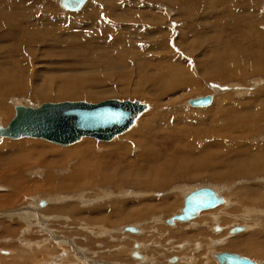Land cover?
<instances>
[{
  "label": "rangeland",
  "instance_id": "rangeland-1",
  "mask_svg": "<svg viewBox=\"0 0 264 264\" xmlns=\"http://www.w3.org/2000/svg\"><path fill=\"white\" fill-rule=\"evenodd\" d=\"M248 26L261 30L260 45L256 38L250 42L251 34L255 33L247 34ZM263 57L264 0H188L187 3L180 0H86L78 12L64 11L58 6V0H0V108H7L5 118L0 114L1 128L13 118L14 105L34 108L42 103L84 101L96 104L117 99L136 100L147 106L128 131L109 141L84 137L72 145L60 146L43 139L0 137V188L5 191H0V196L15 194L17 202L12 203L17 208L3 209L4 212L0 209V264H73V258L78 259V264H186L185 260H192L190 257L195 259V264L206 261L212 264L213 257L210 256L216 252L234 253L246 256L256 264H264V190H260L264 188V171L260 170L264 165V142L259 138L264 135ZM214 69L220 73L217 77L211 76L212 79L208 73ZM220 74L224 75L221 77ZM88 92L91 96H84ZM44 93L47 94L45 98L42 97ZM200 96H211V106L188 107L189 99ZM250 105H254L253 108L250 109ZM240 109L239 116L223 117L224 113ZM177 131L183 133L179 138H175L177 134H170ZM161 135H165L163 141L167 146L159 153V160L170 157L171 163L173 157L183 158L184 165L173 167L174 172L182 177L192 174L196 178L173 180L157 190L122 184L118 188L94 185L88 190L86 187L74 189V192L55 190L49 197L45 196L44 192L48 191L45 175L50 172L56 180H64L75 172L79 161L75 156L59 159L58 150L67 151V147L84 142L88 147L92 146L93 151L82 154L86 156L93 152L99 164H129L126 161L136 164L142 155L137 142L150 145V150L146 151L155 154L154 151L159 152L156 141ZM115 143L127 144V159L118 160L109 155ZM177 144L185 146L180 148ZM18 145L23 147L16 151L14 146ZM45 145H51L50 149L42 150ZM204 151L214 154L212 164L215 167L211 165L212 172L201 174L197 170L200 167L193 168L192 158L188 155L195 157ZM21 155L25 157L22 159ZM199 155L201 163L203 154ZM238 156H241L240 162ZM39 157L46 164L37 163ZM139 164L136 171L145 173L146 170L152 176L149 164ZM95 165L98 164L92 167ZM89 168L94 175L96 169ZM158 168L162 169V162ZM249 168L255 172L245 173L251 171ZM214 173L220 174H217L218 181L211 179L210 174ZM9 181L21 183V187L14 188ZM205 185L223 188L219 193L229 204L200 213L196 219L206 223L202 221L197 228L185 225L188 222L167 224L169 228H166L162 221L172 214L164 215L162 219L160 211L138 219L131 216L142 205L162 204L166 198L182 195L180 191L188 192L187 188ZM245 198L255 201L247 204ZM37 199H52L40 206L47 209L58 204L65 213L59 214L67 215V218L46 215L48 221L33 219L28 222L19 218L18 210L33 205ZM122 204L124 208L116 209ZM70 206L76 208L77 216L67 214ZM41 207H33L25 216L42 215L44 208ZM100 208L105 210L98 214ZM181 208L182 201L174 213ZM162 211L166 212L165 209ZM117 212L122 214L117 215ZM128 213H133L129 216L132 220L124 219ZM212 217L217 222H213ZM70 218L75 222L72 223ZM208 219L212 222H207ZM231 220L237 225H231ZM218 222L221 225L215 224ZM129 226H136L138 232L124 231ZM232 226L243 229L247 226V230L230 234L227 231ZM47 229L53 232L44 233ZM174 233L179 234L175 237ZM38 242L47 245L48 253H34ZM208 251L210 258L204 261L206 257L202 256ZM133 252L140 258L133 257ZM52 258L54 260L50 262ZM171 258L174 262H169Z\"/></svg>",
  "mask_w": 264,
  "mask_h": 264
},
{
  "label": "bare ground",
  "instance_id": "bare-ground-1",
  "mask_svg": "<svg viewBox=\"0 0 264 264\" xmlns=\"http://www.w3.org/2000/svg\"><path fill=\"white\" fill-rule=\"evenodd\" d=\"M187 1L188 0H180V2L181 3H183V2H185V3H187ZM61 2H62V0H58V6H60L61 7V9H63L64 11H67V12H78V11H80V10H82V8L84 7V5H85V3L82 5V7L81 8H79V9H77V10H67V9H65V8H63L62 7V5H61ZM85 2H86V0H85ZM228 3V2H227ZM195 7V6H194ZM187 14V13H186ZM191 15V14H190ZM233 16V15H232ZM233 18V17H232ZM216 19V18H215ZM223 19V17H221V20ZM217 20V19H216ZM220 19H219V17H218V21H219ZM253 23V22H252ZM251 26V25H250ZM257 27V26H256ZM247 28H249V26L247 27ZM246 27H245V29H247ZM260 28V27H259ZM16 29V28H15ZM254 29H258V28H254ZM248 31H247V34H249L250 32H252V31H254V35L253 34H251V38H250V35H248V38L247 39H249L250 40V42H251V40H252V38H256V40H258V43L257 44H259L260 45V42H259V40L261 39V35H259V33L261 32V30L259 31V30H253L252 28H249V29H247ZM246 31V30H245ZM256 33H258V34H256ZM12 36V35H11ZM23 37V36H22ZM256 43V42H255ZM244 52V51H243ZM242 52V53H243ZM254 52V51H253ZM257 54V53H256ZM260 54V53H259ZM242 55H245V54H242ZM243 57V56H242ZM247 57V56H246ZM248 58V57H247ZM261 58V57H260ZM264 58V57H263ZM250 59V58H249ZM261 61H262V59H260ZM258 61V60H257ZM257 61H256V63H257ZM264 61V60H263ZM262 61V62H263ZM254 62H255V60H254ZM216 63V62H215ZM223 63V62H222ZM264 63V62H263ZM219 64V63H218ZM216 67V66H215ZM227 67V66H226ZM219 68V67H218ZM209 69V68H208ZM222 68H220V70H221ZM226 69V68H225ZM210 71V70H209ZM214 71V72H213ZM211 70L209 73H208V75L211 77H217L218 76V74L220 73L217 69H214V70ZM219 72V73H218ZM258 72V71H257ZM221 75V74H220ZM220 75H219V77H220ZM224 75V74H223ZM223 75H221V77L223 76ZM228 75V74H227ZM237 76V75H236ZM206 77V76H205ZM209 77V78H210ZM211 77V78H212ZM218 77V78H219ZM206 78H208V77H206ZM224 78V77H223ZM222 78V79H223ZM243 78V77H242ZM213 79V78H212ZM216 79V78H215ZM225 80H226V78H225ZM190 82V81H189ZM71 85V84H70ZM79 86V85H78ZM185 86V85H184ZM77 87V86H76ZM80 88H81V86H79ZM78 87V89H80ZM73 88V87H72ZM71 88V89H72ZM171 88V87H170ZM173 89V88H172ZM178 89V88H177ZM65 90V89H64ZM241 90V89H240ZM235 91V90H234ZM72 92V91H71ZM84 92V91H83ZM45 95H42V97H47V94L46 93H44ZM84 96H86V97H89V96H91V93H84ZM49 97V96H48ZM205 98V97H207V96H200V98ZM210 97V104L209 105H207V106H201L200 108H204V107H209V106H211V102H213L212 101V97L211 96H209ZM259 97V96H258ZM199 97H196V98H192V99H189V100H197ZM208 98V97H207ZM111 100H115V99H110V100H105V101H102V102H99V103H96V104H91V103H87V102H84V101H76V102H70V101H64V102H66V103H72V104H74V103H77V104H85V107L87 106V105H91V106H94V107H100L102 104H104V103H106V102H109V101H111ZM189 100L187 101V104H188V107L190 106V107H194V106H192V105H190L189 104ZM118 101H121V102H124V103H127V102H130V103H134V101H129V100H118ZM58 103H63V102H58ZM53 104H57V103H53ZM108 104V103H107ZM254 104V103H253ZM257 104V103H256ZM255 104V105H256ZM15 106V105H14ZM18 106V105H17ZM142 106H145V110L147 109V106H146V104H143ZM142 106H141V109H143L142 108ZM246 106L247 105H244V108H246ZM254 106V105H253ZM253 106H248L250 109L251 108H253ZM257 106H259V105H257ZM4 106H2V108H0V114L1 115H3V118H5L6 117V111H7V108L5 107V108H3ZM150 107V106H149ZM242 108V107H241ZM53 109L57 112V114H59V112H58V108L56 107V106H53ZM261 109V108H260ZM10 110V109H9ZM145 110L143 111V112H141L140 114H139V116H141L144 112H145ZM242 109H240L239 111H233V112H231V113H227V114H225L224 113V115H223V117L224 118H227V117H233V116H239V114L242 112L241 111ZM250 111V110H249ZM254 111V110H253ZM251 112V111H250ZM252 113V112H251ZM138 114H137V116L134 118V120L132 121V124H131V126L129 127V128H126V131H128L133 125H134V123L136 122V120H138L139 119V117H138ZM247 114V113H246ZM260 114V113H259ZM264 114V113H263ZM257 116V115H256ZM251 117H253V116H251ZM264 117V116H263ZM235 119H236V117H234ZM2 119V118H1ZM0 119V120H1ZM248 119H250V118H248ZM60 120H62L61 119V114H59L56 118H53L51 121H49V122H47L46 124L47 125H52V127L53 128H56L58 131H59V133H61V134H64V132H67V130H64V129H62V127H68V125L70 126V124L68 123V125H67V122L66 121H60ZM256 120V119H255ZM211 122H212V120H211ZM210 122V123H211ZM214 122V121H213ZM250 122V121H249ZM57 123V124H56ZM237 123V122H236ZM239 123V122H238ZM241 123V122H240ZM55 124H56V127H55ZM233 124H235V123H233ZM242 124H244L243 122H242ZM237 125V124H236ZM245 125H249V124H245ZM253 125H254V123H253ZM178 126V125H177ZM226 127H227V124L225 125ZM224 126V127H225ZM250 126V125H249ZM1 127V126H0ZM97 128H99L98 126H96ZM232 127V126H231ZM153 129V128H152ZM160 129H161V127H160ZM164 129V128H163ZM178 130H179V128H177ZM247 129H248V127H247ZM251 129H253V128H251ZM258 129V128H257ZM125 130V129H124ZM150 130V129H149ZM157 131L159 130L158 128L156 129ZM155 130V131H156ZM46 131H50L49 130V128L46 130ZM126 131H124V132H126ZM175 131V130H174ZM257 131V130H256ZM54 132V131H53ZM103 132H105V131H98L96 134V136H98V137H100V138H102L101 137V135H99L100 133H103ZM123 132V133H124ZM146 132V131H145ZM148 132V131H147ZM252 132H254V130H252L251 131V133ZM106 133V132H105ZM160 133H161V130H160ZM122 134V133H121ZM132 134V133H131ZM147 134V133H146ZM149 134H151V131H150V133ZM152 134H154V133H152ZM156 134V133H155ZM170 134H173V135H175V134H177V137H175V138H179V137H181L182 136V132H180V131H177V132H173V133H170ZM253 134V133H252ZM65 135V134H64ZM120 135V134H119ZM157 135V134H156ZM114 136H117V135H114ZM114 136H112L110 139H108V140H99V141H109V140H111ZM126 136H129V135H126ZM132 136V135H131ZM152 136H154V135H152ZM163 136H165V135H161L160 136V138H159V140L158 141H156V143H158L159 145H158V151L159 152H156V151H154V153L155 154H153V152L152 153H148L146 150H150V145H148V144H146V145H141V143L138 141L137 143L139 144V146H140V148H141V150H142V155L140 156V158H138V160H137V162H136V164H134L133 162L131 163V161H126L127 163H129V164H127V165H120V164H118V165H114V164H104V163H101V164H99V162H98V160H96L95 159V157H94V155H93V152H92V154L91 155H86V156H84L83 154H82V152L83 151H89V150H91V151H93L92 149H93V147L91 146V147H88L89 145L86 143V144H84V142H79L78 144H76V145H74V146H70L69 148L67 147L66 148V150L67 151H59L58 150V153H56V155L59 157V159H63V158H71V157H73V156H75V157H78V163H80L79 165H80V167H77L78 166V163H77V168L75 167V172L74 173H72L70 176H68V177H66L64 180H62V179H59L58 178V180H56V177H54L53 175H51V173L50 172H48L46 175H45V188L46 189H48V191L47 192H44V194H45V196H47V197H49V194L50 193H52L53 191H55V190H59V191H71V190H73V192H74V189L75 190H77V189H84L85 187H86V189L87 188H91V187H93L94 185L96 186V185H100V186H103V185H105V186H113V187H117V186H119V185H121L122 184V186L123 185H128V186H132V187H136V188H140V187H144V188H146V189H153V190H157V189H160V188H162L166 183H169V182H172L173 180H178V179H184V178H186V180L187 179H191V178H196V176H194V177H192V174H191V176H188V175H185L184 177H182L180 174H178V173H176V172H174V168L173 167H175V166H183L184 165V160H182L183 158H177V157H173L172 159H171V163H170V157H168V159L167 160H165V159H163L162 161H160L159 160V158L161 157V154H159V153H162V151H163V149L164 148H166V146H167V143H165L164 141H163V139H164V137ZM133 137V136H132ZM207 137V136H206ZM259 137V136H258ZM3 138V137H2ZM24 138H27V137H24ZM84 138V137H83ZM92 138V137H91ZM124 138V137H123ZM147 138V137H146ZM148 138H150V137H148ZM168 138V137H167ZM183 139H184V136L182 137ZM222 138V137H221ZM260 139L261 138H263V139H261V142H264V135H262V137H259ZM38 139H41V138H38ZM94 139H96V140H98L97 138H94ZM140 139V138H139ZM143 139V138H142ZM158 139V138H157ZM171 139V138H170ZM173 139V138H172ZM223 139V138H222ZM222 139H221V141H222ZM82 140H84V139H82ZM123 140V139H122ZM136 140V139H135ZM145 140V139H144ZM182 140V139H181ZM45 141H47V140H45ZM142 141V140H141ZM145 141H147V140H145ZM150 141V140H149ZM174 141V140H173ZM178 141H180V140H178ZM177 141V142H178ZM183 141V140H182ZM28 142V141H27ZM33 142H38V140L37 141H33ZM41 142V141H40ZM49 142V141H48ZM78 142V141H77ZM134 142H136V141H134ZM148 142V141H147ZM164 142V143H163ZM168 142V141H167ZM176 142V143H177ZM51 143H53V142H51ZM76 143V142H75ZM171 143V142H170ZM170 143H168V146L170 145ZM25 144V143H24ZM34 144V143H33ZM42 144H44V143H42ZM54 144H56V143H54ZM72 144H74V143H72ZM72 144H68V145H72ZM144 144V143H143ZM172 144H174V143H172ZM207 144V143H206ZM211 144V143H210ZM35 145V144H34ZM39 145V144H38ZM58 145V144H57ZM68 145H60V146H68ZM115 145H122V147H120V146H115ZM125 144H123V143H115V144H113V146H112V148H110V150H112V152L110 151L109 152V155L111 154L112 156H114V158H115V156H116V158L118 159V160H125V159H127L126 158V155L128 154V150H129V147H127V144H126V146H124ZM164 145V146H163ZM176 145V144H175ZM177 145H179V144H177ZM50 146L51 145H45V146H43L42 147V150H43V148H46V149H50ZM161 146V147H160ZM180 146V148L183 146H181V145H179ZM185 146V145H184ZM183 146V147H184ZM210 146V145H209ZM23 147V145H18V146H14V148H16L15 150L17 151V150H20L21 148ZM136 147H138L137 146V144H136ZM177 147V146H176ZM134 148H135V146H134ZM153 148V147H152ZM161 148H162V150H161ZM168 148V147H167ZM169 148H171V147H169ZM210 148V147H209ZM213 148V147H212ZM128 149V150H127ZM131 149V148H130ZM173 149H174V147H173ZM241 149V148H240ZM153 150H155L154 148H153ZM167 150V149H166ZM177 150V149H176ZM264 150V149H263ZM50 151V150H49ZM165 151V150H164ZM21 152H22V150H21ZM51 153H54V151H51ZM165 153V152H164ZM247 153V152H246ZM33 154V153H32ZM55 154V153H54ZM119 154H122L121 156H119ZM201 154H203V155H201ZM245 154V153H244ZM243 154V155H244ZM109 155H107V156H109ZM160 155V157L158 158V156ZM164 155V154H163ZM198 153H197V155L194 157V156H192V155H188V157L189 158H192L191 159V161H193V164H192V166H193V168L195 169V168H199L200 167V169H197L198 171H201V174H205V173H208V172H210L211 171V165H212V167L214 168L215 166H214V164H212V163H214V160H213V157H214V154H212L211 152H207V151H204L203 153L201 152L200 153V155H201V157L203 158V161L200 163V159H199V157H198ZM199 155V156H200ZM238 155H240V154H238ZM242 155V154H241ZM242 155V156H243ZM257 155V154H256ZM28 156V155H27ZM106 156V155H105ZM106 156V157H107ZM139 156V155H138ZM249 156V155H248ZM259 156V155H258ZM25 156L24 155H21L20 156V158H24ZM239 157V156H238ZM241 157V156H240ZM240 157L238 158L239 159V162H240ZM264 157V156H263ZM110 158V157H109ZM156 158H158V160L156 159ZM164 158V157H163ZM248 158V157H247ZM256 158H258V157H256ZM112 159H113V157H112ZM162 159V158H161ZM184 159H185V157H184ZM243 159H245V158H243ZM261 159V158H260ZM96 160V161H95ZM103 160V159H102ZM105 160V159H104ZM108 160V159H107ZM187 160V159H186ZM17 161V160H16ZM93 161H94V163H93ZM143 163V164H149L148 166L150 167L151 166V173H152V176L150 175V174H148V171H146L145 170V173H144V171L143 172H139V171H136V169H135V167L137 166V165H140L139 163H141V162ZM242 161H244V160H242ZM241 161V162H242ZM247 161H249V160H247ZM247 161H246V163H247ZM160 162H162V169H160V168H158L159 167V164H160ZM222 162V161H221ZM238 162V161H237ZM12 163V162H11ZM37 163H41V164H46V162L41 158V157H39V159H38V162ZM95 163H97L98 165H95V166H93L92 167V165H94ZM119 163V162H118ZM120 163H121V161H120ZM228 163V162H227ZM243 163H245V162H243ZM245 163V164H246ZM257 163V162H256ZM230 164H231V161H230ZM232 164L234 165V163L232 162ZM22 165V164H21ZM186 165V164H185ZM225 165H228V164H226L225 163ZM225 165H223V166H225ZM19 166V165H18ZM88 166H91V168H93L94 170L96 169V171H93L94 172V175L92 174V173H90L89 171H88ZM228 166H230V165H228ZM248 166H250V163L248 164ZM95 167V168H94ZM119 167H123L122 169H120ZM208 167V168H207ZM233 167V166H232ZM242 167H243V165H242ZM91 168H89V169H91ZM146 168V167H145ZM189 168V167H188ZM235 168V167H234ZM238 168V167H237ZM237 168H235V169H237ZM251 168V167H250ZM249 168V169H250ZM103 169L105 170V171H110V169H111V171L109 172V173H106L105 174V171H104V173L102 172L103 171ZM141 169H142V167H141ZM191 169V168H190ZM228 169V168H227ZM232 169V168H231ZM239 169V168H238ZM243 169V168H242ZM255 169V168H254ZM18 169H16V171H17ZM49 170V169H48ZM224 170H226V167L224 168ZM251 170V169H250ZM260 170L261 171H264V165L260 168ZM11 171V170H10ZM12 171H15V170H12ZM19 171H20V169H19ZM184 171V170H183ZM228 171V170H227ZM226 171V172H227ZM229 171H231V170H229ZM232 171H234V169L232 170ZM254 171V170H253ZM252 170L251 171H246L245 173H249V175H250V173H252L253 172ZM180 172V171H179ZM202 172H205V173H202ZM212 172V171H211ZM224 172V171H223ZM234 172H236V170L234 171ZM241 172V171H240ZM243 172V171H242ZM255 172V171H254ZM253 172V173H254ZM101 173H103V174H101ZM189 173V172H188ZM191 173V172H190ZM193 173V172H192ZM199 172H195V174H198ZM222 173V172H221ZM233 173V172H232ZM245 173H243V174H245ZM13 174V173H12ZM194 174V173H193ZM200 174V173H199ZM215 175H216V177H215V175H213V174H210V177H211V179L212 180H214V181H218L217 180V177H218V175H220L219 173H214ZM228 174H229V172H228ZM208 175V174H207ZM206 175V176H207ZM231 175H229V177H230ZM233 176V175H232ZM232 176H231V178H232ZM248 176V175H247ZM209 177V178H210ZM249 177V176H248ZM247 177V178H248ZM13 178V177H12ZM19 178V177H18ZM226 178V177H225ZM231 178H228V179H231ZM224 179V178H223ZM233 179H235L234 178V176H233ZM73 180V181H72ZM115 180V181H114ZM12 181H13V179H12ZM117 181V182H116ZM223 181V180H222ZM235 181V180H234ZM8 182V181H7ZM10 182V181H9ZM263 182V181H262ZM10 183H12V182H10ZM9 183V184H10ZM43 183V182H42ZM24 184V183H23ZM224 184V183H223ZM226 184V183H225ZM12 185H13V187L15 188V186L18 188V187H21V183H17V182H13L12 183ZM11 186V185H10ZM215 186V185H214ZM219 186V185H218ZM222 186V185H221ZM223 186H225V185H223ZM183 187H184V185H183ZM182 187V188H183ZM220 187V186H219ZM118 188V187H117ZM173 188H174V186H173ZM182 188H180L179 190H181ZM186 188V187H185ZM193 188V187H192ZM202 188H210L211 190H213V192L215 193V199H216V205L214 206V207H212V208H210V209H205V210H202V211H200L194 218H192V219H190V220H187V221H178V220H171V218L173 217V216H176V215H178V214H180V212H181V210H182V208H183V204H184V198L188 195V194H190L191 192H195L196 190H198V189H202ZM217 188V189H216ZM257 189H258V187H256ZM4 189V188H3ZM2 188H0V191H4ZM221 189H223V188H221ZM220 188L218 189V187H210V186H201V187H195L194 189H191V190H188V188H187V190L186 191H188V192H182V191H180V193L182 194V195H174V196H171V197H169V198H166L164 201H163V203L161 204V203H158V204H156L155 206H148V205H142L141 207H140V209H138L137 211H134L133 213H128V217H124V219H126V220H132V218L131 217H129L131 214H133V215H131V216H133V217H135L134 219H138V218H142V217H144V216H146V215H148V214H151L152 212H155V211H160L161 213H162V219H163V217H165L164 215H171L169 218H166V220H163L162 221V224H164L165 225V227L166 228H169L168 226H167V224L168 225H174V224H177V222H179V223H186V222H188V224H185V225H189V226H191V228H197L198 226H199V224L202 222V221H204V220H202V221H200L199 220V218L198 219H196V217L200 214V213H202V212H204V211H208V210H211V209H216V208H220V207H222V208H224V206H228V199L226 200V197L224 198L223 197V195H220V193H222V191H220L221 190ZM88 190V189H87ZM171 190H174V189H171ZM227 190V189H226ZM260 190H264V188L263 189H260ZM183 191H184V189H183ZM245 191V190H244ZM246 191H248V190H246ZM5 192V191H4ZM129 192V191H128ZM174 192V191H173ZM176 192V191H175ZM220 192V193H219ZM238 192V191H237ZM177 193H178V189H177ZM219 193V194H218ZM53 194V193H52ZM55 194V193H54ZM57 194V193H56ZM86 194V193H85ZM106 194V193H105ZM135 194V193H134ZM226 194V193H225ZM234 194V193H233ZM236 194V193H235ZM234 194V195H235ZM109 195V194H108ZM233 195V196H234ZM19 196V195H18ZM60 196H61V194H60ZM76 196V195H75ZM90 196V195H89ZM181 196H183V200H181ZM1 198H0V209L3 211V209H11V208H15L16 206H12V203H14L15 202V194L14 195H10V196H0ZM20 197V196H19ZM72 197V196H71ZM77 197V196H76ZM237 197V196H236ZM44 198H46V197H44ZM73 198V197H72ZM56 199H58V197L56 198ZM65 199V198H64ZM232 199H234V198H232ZM245 199H248V200H245ZM244 200H245V203H253V201H255V199L253 200V198H245ZM241 200V199H240ZM244 200H242V201H244ZM264 200V199H263ZM262 200V201H263ZM37 201V202H36ZM52 201V199H49V201H45V200H39V199H37V200H35V202L33 201V205L32 204H30L27 208H25V207H23V208H20L19 210H18V212H17V215L19 216V218H22L24 221H26V222H28V221H30V220H33V219H40L39 221H41L42 219H47V221H48V219L49 218H47V217H45L46 215H49V216H51V215H53L54 216V218H55V215L56 216H58V217H64V218H67L66 216H61V214H59V213H62V214H65L63 211L64 210H61L60 209V206L57 204V207L56 206H52V207H50V208H47V209H45L44 207H41L40 205H41V203H43V204H47V203H49V202H51ZM72 201V200H71ZM74 201V200H73ZM72 201V202H73ZM180 201H182V208L180 209V211L179 212H177V213H174V211H176V210H179V209H177L178 208V205H180ZM68 202V201H67ZM17 202H15L14 204H16ZM27 203V202H26ZM64 203V202H63ZM71 203V202H70ZM235 203V202H234ZM237 203H239V202H237ZM263 204H264V202H262ZM11 204V205H10ZM61 204V203H60ZM72 204V203H71ZM77 204V203H76ZM256 204V203H255ZM258 204H260V202L258 203ZM6 207H5V206ZM75 205V204H74ZM234 205V204H233ZM4 206V207H3ZM114 206H115V204H114ZM127 206V205H126ZM219 206V207H218ZM259 206V205H258ZM8 207H10V208H8ZM33 207L35 208V207H41V208H44V209H41V214L42 215H38V214H33V215H31V214H29V215H31V216H29V215H26L25 216V213H28V211H30L31 212V210L33 209ZM59 207V208H58ZM117 207V206H116ZM125 207V205H119L118 206V208H116V209H120V208H124ZM256 208H257V205L255 206ZM255 207H252L253 209L255 208ZM13 208V209H14ZM17 208V207H16ZM69 208V207H68ZM79 208V207H78ZM106 208V207H105ZM23 209V210H22ZM102 208H100V209H97V213L99 214V212H102V211H104L105 209H102ZM108 209V208H107ZM163 209H165L166 210V212H163L162 210ZM1 210H0V212H1ZM39 210V209H38ZM222 210V209H221ZM224 210V209H223ZM235 210V209H234ZM77 210H76V208L75 207H72V206H70V208H69V212H67V214H69V215H71V214H73V216L77 213L76 212ZM79 211V210H78ZM215 211V210H214ZM231 211V210H230ZM4 212V211H3ZM95 212V211H94ZM94 212H92V213H94ZM255 212V211H254ZM258 212V211H257ZM11 213H12V211H11ZM15 213V212H14ZM104 213V212H103ZM249 213H251V212H249ZM117 215L119 214V215H121L122 214V212H120V213H116ZM205 214V213H204ZM210 214H212V213H210ZM20 215L22 216V217H20ZM85 215V214H84ZM230 215V214H229ZM256 215V214H255ZM258 215V214H257ZM260 215V214H259ZM13 216V215H12ZM15 216V215H14ZM75 216H77V215H75ZM217 216H219V215H217ZM216 216V217H217ZM17 217V216H16ZM45 217V218H44ZM231 217V216H230ZM262 217V216H261ZM53 218V219H54ZM72 218V217H71ZM70 218V220L72 221V219ZM74 218V217H73ZM115 218H117V217H115ZM200 218H202V217H200ZM211 218V217H210ZM213 218V217H212ZM229 218V217H228ZM52 219V218H51ZM204 219V218H203ZM57 220V219H56ZM154 220H156V218L154 217ZM171 220V221H170ZM209 220V219H208ZM207 220V222H209L210 223V221L211 220H209L208 221ZM223 220V219H222ZM259 220V219H258ZM21 221V220H20ZM54 221V220H53ZM52 221V222H53ZM64 221V220H63ZM67 221V220H66ZM229 221V220H228ZM37 222V221H36ZM65 222V221H64ZM69 222V221H68ZM75 222V221H74ZM73 221H72V223H74ZM205 222V221H204ZM212 222V221H211ZM213 222H217V219H215V217L213 218ZM221 222V221H220ZM231 225H237V224H234L233 222V220H231ZM30 223H33V222H30ZM38 223V222H37ZM37 223H35V224H37ZM71 223V224H72ZM206 223V222H205ZM221 223H224V222H221ZM244 223V222H243ZM34 224V223H33ZM42 224V223H41ZM202 224V223H201ZM213 224V223H212ZM215 224H219V225H221L219 222L218 223H215ZM26 225H30V224H26ZM32 225V224H31ZM31 225H30V227H31ZM54 225V224H53ZM81 225V224H80ZM90 225V224H89ZM154 225H157V222H155L154 223ZM158 225H160V224H158ZM179 225V224H178ZM209 225V224H208ZM211 225V224H210ZM224 225V224H223ZM84 226V225H83ZM88 226V225H87ZM93 226V225H92ZM183 226V225H182ZM213 226V225H212ZM211 226V227H212ZM242 226V225H241ZM241 226H232V228L229 230V231H227V232H229L230 234H237V233H243L244 231H245V229H246V227L243 229V227H241ZM4 227V226H3ZM30 227H29V229H30ZM37 227V226H36ZM35 227V228H36ZM43 227H45V226H43ZM129 227H131V228H133V229H135V231L136 232H138L137 231V228H136V226H134V227H132V226H129ZM210 227V226H209ZM216 227H218L217 225H216ZM27 228V227H26ZM34 228V227H33ZM39 228V227H38ZM41 228V227H40ZM46 228V227H45ZM86 228V227H85ZM125 228H127V227H125ZM125 228H124V231H126L125 230ZM171 228V227H170ZM249 228V227H248ZM32 229V228H31ZM52 229V228H51ZM92 229V228H91ZM175 229V228H174ZM250 229V228H249ZM4 230V229H3ZM7 230V229H6ZM5 230V231H6ZM24 230H26V229H24ZM37 230V229H36ZM181 230V229H180ZM199 230H200V228H199ZM216 230H218V228H216ZM247 230V229H246ZM35 231V230H34ZM43 230H41V232H42ZM49 231H51V233L53 232V230H45V232L44 233H50ZM202 231V230H201ZM36 232V231H35ZM127 232V231H126ZM176 232V231H175ZM21 233V232H20ZM28 233V232H27ZM50 233V234H51ZM122 233V232H121ZM130 233H133V232H130ZM182 234H184V235H189L188 233H184V232H181ZM197 233V232H196ZM175 234V233H174ZM179 233H177V234H175L174 236L176 237L177 235H178ZM199 234H201V233H199ZM199 234H197L196 236H197V238H200V237H198V235ZM204 234V233H203ZM202 235V234H201ZM52 236V235H51ZM207 236V235H206ZM210 236V235H209ZM246 236V235H245ZM202 237V236H201ZM204 238V237H203ZM241 238V237H240ZM248 238V237H247ZM246 238V239H247ZM21 240V239H20ZM242 240H244V239H242ZM195 241H197V240H195ZM235 241V240H234ZM241 241V239L240 240H237V242H240ZM46 243H47V241H46ZM45 243V244H46ZM70 243V242H69ZM211 243V242H210ZM234 243V242H233ZM48 244V243H47ZM211 245V244H210ZM230 246H231V244H229ZM228 245V246H229ZM254 246V245H253ZM253 246H252V248H253ZM234 247V246H233ZM37 251H34V253H37L38 252V254H41L42 253V251L43 252H45V251H47L48 250V247H47V245L45 246V245H43V243H40V242H38L36 245H35V247H34ZM137 248V247H136ZM208 248V247H207ZM56 249V248H55ZM181 249V248H180ZM201 249V248H200ZM245 249V248H244ZM213 250V249H212ZM22 251V250H21ZM84 251V250H83ZM250 251V250H249ZM257 251V250H256ZM137 252V251H136ZM136 252H133L132 253V256H133V254H136L137 255V257L136 256H133V257H135V258H140V256L138 255V253H136ZM252 252V251H251ZM22 253V252H21ZM47 253H48V251H47ZM97 253V252H96ZM207 253V254H206ZM205 254L206 255H203L202 257L204 258V257H206L205 259H204V261L206 260V259H208V258H210V257H213V259H212V261H213V263L214 264H219L218 263V260H217V257H218V255L220 256V253H227V252H216V254H214V255H212V256H210V254L209 253H211V252H206ZM234 254V253H233ZM250 254V253H249ZM251 254H254V252H252ZM18 255H20V254H18ZM257 255V254H256ZM22 256V255H21ZM79 256V255H78ZM84 256V255H83ZM210 256V257H209ZM240 256V255H239ZM28 257V256H27ZM33 258H34V255L32 256ZM95 257V256H94ZM185 257V256H184ZM243 257V256H242ZM246 257V256H245ZM33 258H30V259H33ZM79 258H80V256H79ZM92 258V257H91ZM186 258H188V257H186ZM192 260H185L184 262L186 263V264H195V259L194 258H192V257H190ZM54 259L52 258L51 260H50V262L51 261H53ZM174 260L175 259H170L169 260V262H174ZM208 261H210V260H208ZM249 261H252V260H249ZM8 262V261H7ZM55 262V261H54ZM78 262V259H76V258H73V261H72V263L73 264H78L77 263ZM181 262V261H180ZM252 262H254V261H252ZM82 263V262H81ZM212 263V264H213ZM255 263V262H254ZM202 264H208V262L206 261L205 263H202ZM256 264V263H255Z\"/></svg>",
  "mask_w": 264,
  "mask_h": 264
},
{
  "label": "water",
  "instance_id": "water-1",
  "mask_svg": "<svg viewBox=\"0 0 264 264\" xmlns=\"http://www.w3.org/2000/svg\"><path fill=\"white\" fill-rule=\"evenodd\" d=\"M85 0H62L61 5L67 10H77L82 7ZM208 97V98H207ZM189 100L194 107L207 106L210 104V97ZM108 103V104H107ZM140 101L124 103L117 99L102 104L100 107L77 103H42L37 107L14 106V116L3 128L0 127V137L17 140L28 137L68 145L81 140L83 137L108 140L114 135L126 131L132 124L137 114L144 111L145 106ZM58 108L61 114V122L66 121L68 127L64 134L59 133L56 128L46 123L56 118L59 114L53 109ZM141 106L143 109H141ZM138 114V117H139ZM57 124V123H56ZM55 124V127H56ZM98 126L99 128H97ZM49 128L50 131H46ZM125 129V130H124ZM102 138L96 136L98 131ZM54 131V132H53ZM215 193L210 188L198 189L191 192L184 198L183 208L180 214L173 216L171 220L187 221L194 218L200 211L210 209L216 205ZM170 220V221H171ZM127 232L136 233L131 227L125 228ZM136 256V254H133ZM219 264H255L251 259L233 253H220L217 257Z\"/></svg>",
  "mask_w": 264,
  "mask_h": 264
}]
</instances>
